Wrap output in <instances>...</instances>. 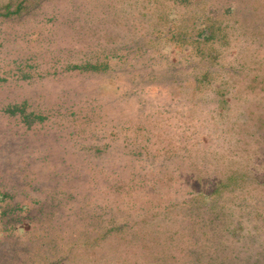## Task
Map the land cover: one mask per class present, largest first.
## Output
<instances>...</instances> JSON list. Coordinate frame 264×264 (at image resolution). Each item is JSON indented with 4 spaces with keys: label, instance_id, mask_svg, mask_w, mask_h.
<instances>
[{
    "label": "rangeland",
    "instance_id": "374dc122",
    "mask_svg": "<svg viewBox=\"0 0 264 264\" xmlns=\"http://www.w3.org/2000/svg\"><path fill=\"white\" fill-rule=\"evenodd\" d=\"M26 1L0 264H264V0Z\"/></svg>",
    "mask_w": 264,
    "mask_h": 264
},
{
    "label": "trees",
    "instance_id": "16d2710c",
    "mask_svg": "<svg viewBox=\"0 0 264 264\" xmlns=\"http://www.w3.org/2000/svg\"><path fill=\"white\" fill-rule=\"evenodd\" d=\"M25 3H27L26 0L20 3H17L16 5L11 2V3L4 5L3 7H0V18L9 19L14 16L20 15L25 8Z\"/></svg>",
    "mask_w": 264,
    "mask_h": 264
}]
</instances>
